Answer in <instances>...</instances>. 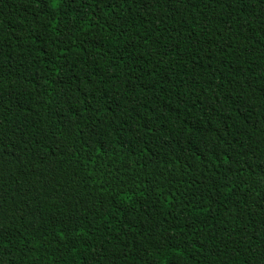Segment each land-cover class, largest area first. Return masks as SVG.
Masks as SVG:
<instances>
[{
    "label": "trees",
    "instance_id": "16d2710c",
    "mask_svg": "<svg viewBox=\"0 0 264 264\" xmlns=\"http://www.w3.org/2000/svg\"><path fill=\"white\" fill-rule=\"evenodd\" d=\"M0 264H264V0H0Z\"/></svg>",
    "mask_w": 264,
    "mask_h": 264
}]
</instances>
